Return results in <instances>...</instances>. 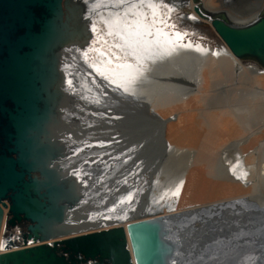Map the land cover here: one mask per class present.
<instances>
[{"label": "bare ground", "instance_id": "bare-ground-1", "mask_svg": "<svg viewBox=\"0 0 264 264\" xmlns=\"http://www.w3.org/2000/svg\"><path fill=\"white\" fill-rule=\"evenodd\" d=\"M91 1L81 0L85 8ZM199 3L207 14L224 11L234 22L264 8V0ZM194 5L167 0L165 6L187 9L192 14L181 19L202 24ZM120 7L111 23L98 15L105 29L87 32L62 81L60 102L69 105L63 166L74 176L81 225L97 230L149 216L167 232L177 264H212L214 257L264 264V150L247 140L245 128H235L254 119L264 135V69L244 64L225 44L212 48L185 43L184 32L169 35L158 28L167 21H153L146 1ZM250 96L249 106L257 105L251 119L236 107ZM163 112L174 114L168 123L179 118L185 127L130 128Z\"/></svg>", "mask_w": 264, "mask_h": 264}, {"label": "water", "instance_id": "water-1", "mask_svg": "<svg viewBox=\"0 0 264 264\" xmlns=\"http://www.w3.org/2000/svg\"><path fill=\"white\" fill-rule=\"evenodd\" d=\"M193 1L234 56L264 69V8L238 23ZM83 10L81 0H0V222L4 208L9 224L26 221L21 237L30 243L3 244L0 264H177L154 220L90 230L74 212V176L60 165L67 157L57 130L64 95L57 63Z\"/></svg>", "mask_w": 264, "mask_h": 264}, {"label": "rangeland", "instance_id": "rangeland-1", "mask_svg": "<svg viewBox=\"0 0 264 264\" xmlns=\"http://www.w3.org/2000/svg\"><path fill=\"white\" fill-rule=\"evenodd\" d=\"M166 2H167V0H146V4L150 5L149 11L151 12V16L153 18V21L158 22L159 19H165L167 21L166 22L167 24L162 22L160 27L158 26L159 29H163V30L167 31L169 35L171 33L175 32V31L176 32H182V33L183 32L187 33L186 38L183 40L185 43H186L187 39H189V40H192V41L199 42V43H201L204 46L205 45H209V47H212V48H220L221 46L223 47L224 43L220 40L218 35L214 32V30L210 26L209 22H207L205 20V21H203L202 24H193V23H191L189 21H183L181 19V16L190 15V14H192V12L187 10V9H185L184 11L183 10L179 11V12L178 11L177 12H171V11L167 10V8H166V6H165ZM137 9L139 11H142V9H139V7ZM127 14L129 15V10H128ZM149 16L150 15H146V18H145V20H147L148 22L150 20ZM247 19L248 18L245 19V17L244 18H240V19L237 18V20H235V22H238V23L244 22V23H246V21H248ZM242 62L244 64H246V65H252V66L254 65L253 61H251V60H243ZM250 97H249V100H245L246 102L244 101L241 105L238 104L236 107L238 108V107L241 106L239 108V110L243 109L241 114L244 113L247 117H249V118L251 117L252 118L254 116V112L257 109V108L255 109V106H257V105H255V103H252V107L249 106V102H252L253 99H255V97L253 96V97H251L252 100H250ZM245 105H246V107H245ZM242 106H244V108ZM178 113H179V111L177 112L176 115H178ZM252 113H253V115H252ZM163 114L164 115H162V116H159V115L150 116V118H149L150 120L146 119V122L148 124L146 123L145 125H143L142 123H137V124L134 123L133 125L130 126V128H145V127L146 128H149V127L151 128V126L153 124H154V126H152L151 130H153V128H166V127L167 128H184L185 127V126H183L182 120L180 121L179 118H176L175 121H172L171 123H168L167 119H171L174 114H172L170 112H169V114H168V112H165V113L163 112ZM171 114H172V116H171ZM240 116H242V115H240ZM128 118L129 117H127V119ZM157 119H159V120H157ZM252 120H254V119H251V121ZM165 121H167L168 124L167 123L163 124ZM251 121H249L247 119V122L246 121L239 122L241 124L238 123L237 125H235V128H245L246 129V133L244 131L242 134H246L247 135V134L251 133V135H249V139H247V140H249V141L251 140V142L253 144L256 143L255 145L260 147V151L264 150V141H263L264 140V135H261V133L258 132V130L255 127V125L254 124L252 125ZM128 127L129 126H127L126 128H128ZM262 131H263V129L261 130V132ZM262 146H263V148H262ZM229 183H230V185H229ZM233 183H234V181L229 177L227 179V184L229 186H231V184H233ZM261 209L262 208L259 207L258 211H260ZM147 217H149V216H146V218ZM143 218H145V217H143Z\"/></svg>", "mask_w": 264, "mask_h": 264}, {"label": "flooded vegetation", "instance_id": "flooded-vegetation-1", "mask_svg": "<svg viewBox=\"0 0 264 264\" xmlns=\"http://www.w3.org/2000/svg\"><path fill=\"white\" fill-rule=\"evenodd\" d=\"M131 1H135V0H92L89 3V5L86 6V8L84 7V10H83L84 14H80L81 15L80 16L81 19L77 21L80 26L78 25V27L75 29V32H74L75 36H73V39L76 40V41L74 42L73 49H72V47H70V50L72 49L71 52L74 53V55L72 56L71 52H69L67 54V51L66 52L64 51L62 53V57H60V59L58 60L59 63H57V66H59V73L61 74L60 77H61L62 81L65 79V71L68 69L67 65L71 66L73 63L74 64L77 63L76 61H77V59H79V57H80L79 55L81 54V50H82V49L80 50L79 47L82 44H84V42H85L84 41L85 40L84 37L87 34V32L89 30H93V29L95 31V29L97 30L99 28L104 30L105 29L104 28L105 25L101 21L104 19L106 22H110L111 23L112 22L111 19H113V18L115 19V17H116L115 13L120 11V9H121L120 6L129 7ZM143 1H146V0H143ZM85 12H86V14H85ZM98 15L101 16L102 20H101V18H99L100 20L98 19V17H99ZM81 20H82V23H80ZM89 25H91L90 28H89ZM78 30H80V31H78ZM77 34L80 35V36L78 37ZM75 50H80L78 57H76L78 52H76ZM70 57H72V58H70ZM61 62L63 63V67H60ZM68 62H70V63H68ZM61 83H63V82H61ZM63 88H65L64 85H63ZM63 97H64V95H63ZM60 98H61V96H60ZM6 105L10 106V107L12 106V104L10 102H7ZM68 107H69V105L67 106L65 104V101H64V103L62 102V104L60 106V110L62 111L61 112V116H60V117H62L61 118V120H62L61 123L62 124L57 129L58 132H59V136L62 139L63 144L65 145L64 149L66 150V152L69 150L68 143H66L67 142L66 141L67 140L66 137L68 135L67 134V128L69 126V114H68L69 108ZM67 108H68V110H67ZM1 127L2 126H0V128ZM59 129H60V131H59ZM2 143H3V137L0 135V147H2ZM63 163L64 162H62L60 165L64 168V166H63L64 164ZM5 202L9 205L10 199H5ZM9 218H10V214L4 208V215H3V218H2V220L0 222V241H1L0 244H1V246H3V244H5V243L6 244L8 243L7 245H10V243H13V244H18L19 242H21V243L23 242L24 243V241L22 240V237H21V233L24 230V227L26 225V221H24V220L16 221V223L14 225H12V224L8 223V219ZM9 241H10V243H9ZM57 249H58L59 253H61V254L62 253H66V255H70L72 258H76L75 254H72L71 252H68V251L66 252L64 249H62L60 244H58ZM216 259H218L217 261L219 262V264H225V262H226V264H229V262H231L229 259L228 260H226V259L223 260L221 258L220 259L216 258ZM216 259H215V257H214V259H211L212 260L211 261L212 264H215V263L218 264V262L215 261ZM222 260H223V262H222ZM95 262L96 261H93V263H95ZM89 263H92V262L89 261ZM102 264H105V261Z\"/></svg>", "mask_w": 264, "mask_h": 264}, {"label": "built area", "instance_id": "built-area-1", "mask_svg": "<svg viewBox=\"0 0 264 264\" xmlns=\"http://www.w3.org/2000/svg\"><path fill=\"white\" fill-rule=\"evenodd\" d=\"M30 243H21V242H19L18 244H13V247H10V248H14V247H21V246H24V245H29Z\"/></svg>", "mask_w": 264, "mask_h": 264}]
</instances>
